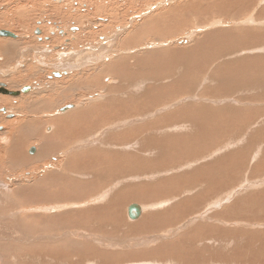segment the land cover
Instances as JSON below:
<instances>
[{
    "label": "rangeland",
    "instance_id": "rangeland-1",
    "mask_svg": "<svg viewBox=\"0 0 264 264\" xmlns=\"http://www.w3.org/2000/svg\"><path fill=\"white\" fill-rule=\"evenodd\" d=\"M0 29V83L32 87L0 94V264H264V0H0Z\"/></svg>",
    "mask_w": 264,
    "mask_h": 264
},
{
    "label": "bare ground",
    "instance_id": "bare-ground-1",
    "mask_svg": "<svg viewBox=\"0 0 264 264\" xmlns=\"http://www.w3.org/2000/svg\"><path fill=\"white\" fill-rule=\"evenodd\" d=\"M190 5H192V4H190ZM112 6V5H111ZM243 9V8H242ZM172 13V12H171ZM167 14H169V13H167ZM162 17V16H161ZM170 17L171 16H169L168 18L170 19ZM168 18L166 17V16H163V20H162V22L165 20V22H166V20H168ZM173 21V20H172ZM175 21V20H174ZM174 21H173V23H174ZM159 22H161V21H155V19H152L150 22H148V23H151V24H155V25H157ZM148 23H146V25H147V27H150V25L148 24ZM234 24V23H233ZM144 31V30H143ZM219 32V31H218ZM223 32V31H222ZM214 33V32H213ZM223 33H225V32H223ZM167 34H168V32H167ZM212 34V33H211ZM207 35L208 37L207 38H209V36H212V37H210V38H213L212 40H214V37L215 36H213L214 34H212V35ZM215 35L217 36L218 35V33H215ZM226 35V34H225ZM133 36V35H132ZM1 37V36H0ZM222 37H224V36H222ZM226 37V36H225ZM19 38V37H18ZM21 38V37H20ZM15 40V39H14ZM211 40H206V42H210ZM0 43H2L3 45V48H6V49H8L9 47H18V46H25L24 44V39L22 40V39H17L16 41H8V40H6V41H1L0 40ZM166 44V43H165ZM101 47H97V49H96V52L100 49ZM94 49V48H93ZM21 50H23V48L21 49ZM25 50V49H24ZM3 51V50H2ZM6 51V50H5ZM101 51H103V49L101 48V50H100V52H98V53H101ZM173 51V50H172ZM4 52V51H3ZM25 52V51H24ZM161 52V51H160ZM162 52H164V51H162ZM161 52V53H162ZM166 52V51H165ZM164 52V53H165ZM257 52V51H256ZM5 53V52H4ZM157 53V52H156ZM156 53H154L155 55H156ZM163 53V54H164ZM54 54V53H53ZM52 54V55H53ZM95 54V53H94ZM97 54V53H96ZM159 54V53H158ZM157 54V55H158ZM84 55H86V54H84ZM43 56V55H42ZM158 57H160L159 55H158ZM61 58V57H60ZM71 59H72V57H70ZM70 58H63L62 60H60V62L61 63H66V61H69V60H71ZM86 58H88L87 56H86ZM75 59V58H74ZM119 61V60H118ZM65 65H67V64H65ZM64 65V66H65ZM86 66V65H85ZM70 71H71V69H70ZM108 71V70H107ZM106 71V72H107ZM110 71H111V69H110ZM132 71V70H131ZM85 72H86V70H85ZM114 73H116V72H114ZM110 74V73H109ZM77 77V76H76ZM73 79V78H72ZM76 79V78H75ZM77 80H79V79H77ZM71 82H73V81H70L69 82V85H68V87L67 88H65L64 89V91H71V90H74V89H76V86H75V83H73V84H71ZM51 87V86H50ZM55 87V86H54ZM58 87H60V86H58ZM31 89H32V87H31ZM37 89V88H36ZM53 89V88H52ZM43 89L41 88H38L37 90H35L34 92L35 93H33V92H31L30 94H34L35 96H36V98L38 97V96H42V93L43 92H40V91H42ZM51 90V89H50ZM52 91V90H51ZM50 91V92H51ZM108 91L110 92V91H112L111 89H108ZM45 93V92H44ZM34 95H30V98L28 97V99H24L22 102L20 101V100H18L17 99V101L19 102H17L16 101V103H18V104H20V110H21V104H26V107L24 106V105H22V107H24V113L23 114H26V112H28L27 110H29V107H31V106H33L34 104H39L40 102L39 101H37V102H31L32 100H34L33 99V96ZM19 98V97H18ZM21 98V97H20ZM111 99H112V101H114L113 99H115V97H110ZM30 99V100H29ZM41 101V100H40ZM108 102H111V100L109 99V101ZM18 107V106H17ZM42 108H44V107H42ZM42 108H40V109H42ZM75 108V107H74ZM96 109V108H95ZM14 110V109H13ZM10 111V110H9ZM19 111V110H18ZM90 111V110H89ZM76 115H77V117L80 115V112H78V113H76ZM72 116H74V114H69L68 115V117H72ZM61 119H64V117L62 116V118ZM54 120H56V119H52V121H54ZM62 122V124L64 125V123H63V121H61L60 120V122H58V123H61ZM72 122V121H71ZM56 123V122H55ZM103 123V122H102ZM57 124V123H56ZM67 124V123H66ZM20 125V124H19ZM25 127L27 128V127H29V126H32L33 125V122H31V121H28V122H26L25 124ZM60 125V127H59V129L61 130V128H62V126H61V124H59ZM16 126H18V125H16ZM68 126H66V130L68 129L67 128ZM59 129H58V131L56 130V128H55V132H59ZM64 127H63V131H64ZM27 130L29 131L30 129L29 128H27ZM50 130V129H49ZM65 130V131H66ZM33 131V133H31L29 136H27V138H26V140H29V142L27 141V143H31L32 141H35V140H38L41 144H40V148H39V150L37 149V147H36V152H35V154L34 155H32L33 157H28V156H26L25 158H26V161L28 162V163H34V162H37V161H40V159L42 160V156L44 155V153L45 152H47V150H48V148H47V144H46V142H48V141H46L42 136L41 137H39L40 136V134L38 133V132H36L35 130H32ZM63 131L61 132V133H63ZM54 132V133H55ZM15 133H16V131H14L13 133L11 132V134L12 135H14V138L12 139H6V140H4L3 141V145L4 146H9V145H11V147L12 146H14V145H16V139L17 138H15V137H17V136H15ZM29 133V132H28ZM53 133V134H54ZM61 133H60V135H61ZM23 134H24V132L22 133V136L20 137V138H22L23 137ZM52 134V135H53ZM65 134V133H64ZM39 135V136H38ZM22 139H24V137L22 138ZM26 140H24L25 142H26ZM18 141V140H17ZM12 143V144H11ZM26 143V144H27ZM37 143V142H36ZM56 145V144H55ZM17 147V146H16ZM53 147H55V146H53ZM15 149V148H14ZM7 151H8V149H6ZM17 150V149H16ZM6 151V154L7 153H10V152H7ZM18 151H20V150H18ZM14 152H16L15 150L12 152V153H14ZM18 154L19 153H14V154H11V157L16 161V159H17V156H18ZM10 155V154H9ZM23 155V154H22ZM6 156V155H5ZM25 156V155H24ZM7 157H8V155H7ZM10 157V156H9ZM84 158L86 159V162L89 160L90 161V158H91V155H89V156H84ZM100 158V157H99ZM111 159V158H110ZM71 160V159H70ZM67 161V165H68V163H71V161ZM25 161V162H26ZM81 161V160H80ZM84 161V160H83ZM9 162V161H8ZM86 162L85 163H82V164H86ZM109 162H110V160H109ZM9 163H11V162H9ZM28 163H26V164H28ZM102 163V162H101ZM12 164V163H11ZM66 164H64L63 166L61 165V173L59 174L60 176L58 177L57 176V179H60L62 182H64L65 183V185L66 184H68V181L66 180V174H64V172H66L67 171V168H66ZM97 165H98V163H97ZM87 165H85L84 167H86ZM59 167V166H58ZM83 167V168H84ZM109 168V167H108ZM87 172V171H86ZM98 174V173H97ZM52 175L53 176H55V174H53L52 173ZM88 175H89V173H88ZM56 177V176H55ZM53 178V177H52ZM96 178H97V176H96ZM92 179V178H91ZM49 179L48 178H46V180L45 181H48ZM65 180V181H64ZM89 180V179H88ZM95 180V179H94ZM56 181V180H55ZM92 182H94V181H92ZM91 182V183H92ZM39 183H41L40 185H36V186H32L33 188H34V192L33 193H36L37 194V197H38V195H41V198H42V196L43 197H45V195H46V184H44L45 182H39ZM91 183H90V186H91ZM58 184V183H57ZM57 186V189H59L60 187H61V185L60 184H58V185H56ZM75 186H77V184L75 185ZM87 186V185H86ZM89 186V185H88ZM21 187V186H20ZM23 187V186H22ZM26 187V186H25ZM55 187V186H54ZM53 187V188H54ZM83 187H85V184L83 185ZM24 188V187H23ZM22 188V189H23ZM31 188V186H29V187H26V190H28V189H30ZM72 188V187H71ZM82 188V187H81ZM24 190V189H23ZM86 190V189H85ZM33 191V190H32ZM18 192V191H17ZM9 193V192H8ZM20 193V192H19ZM18 193V194H19ZM56 194H57V196H59V198L61 197L62 199H64V197L66 198L67 196H65L64 195V192L62 191V190H56V192H55ZM67 193V192H66ZM70 193V192H69ZM3 194V193H2ZM51 194V193H50ZM54 194V193H53ZM4 195V194H3ZM6 195H7V193H6ZM11 195V194H10ZM32 195H34V194H32ZM17 196V198H18V195H16ZM57 196H53V198H57ZM7 197V196H6ZM11 197H13V196H11ZM40 197V196H39ZM38 197V198H39ZM3 198H5V196H3ZM16 198V197H15ZM44 199H46V198H44ZM7 200V199H6ZM16 200H18V199H16ZM36 200H39V199H36ZM23 201V200H22ZM31 201V200H30ZM39 201H41V200H39ZM44 201V200H43ZM50 201V200H49ZM65 201V200H64ZM38 202V201H37ZM52 202V201H51ZM84 203V202H83ZM2 205V204H1ZM18 205V204H17ZM1 207V206H0ZM26 207V206H25ZM24 207V208H25ZM9 209V208H8ZM12 210H13V208H12ZM25 210H27V209H25ZM29 210V209H28ZM14 211H15V209H14ZM34 211H36V210H34ZM40 211V210H39ZM38 212V211H37ZM39 213V212H38ZM9 214V213H8ZM40 214V213H39ZM38 214V215H39ZM68 214V213H67ZM10 215H11V217H13L15 214H13V213H10ZM35 215H37V213H35ZM41 215V214H40ZM39 215V216H40ZM47 215V214H46ZM64 215V214H63ZM29 216H31V215H29ZM55 216H57V215H55ZM55 216H53V217H55ZM59 216V215H58ZM58 216H57V219H58ZM51 218H53L52 216H50ZM83 217V216H82ZM36 218H37V216H36ZM35 218V219H36ZM61 218H63V216L61 217ZM33 219V218H32ZM34 219V220H35ZM55 219H56V217H55ZM59 220V219H58ZM57 220V221H58ZM82 220V219H81ZM25 221H26V219H25ZM54 221H56V220H54ZM138 221V220H137ZM31 222H32V220H31ZM36 222H37V220H36ZM46 222V221H45ZM74 222V221H73ZM34 223V222H33ZM32 227V226H31ZM11 228V227H10ZM47 228V227H46ZM12 229V228H11ZM64 229V228H63ZM9 231V230H8ZM35 234V233H34ZM4 238V237H3ZM47 239V238H46ZM27 243V242H26ZM45 246V245H44ZM18 247V246H17ZM43 247V246H42ZM76 249V248H75ZM12 253V252H11ZM61 254V253H60ZM63 256V255H62ZM36 257V256H35ZM63 257H65V255L63 256ZM7 258V257H6ZM66 258V257H65ZM34 259V258H33ZM38 259H39V257H38Z\"/></svg>",
    "mask_w": 264,
    "mask_h": 264
},
{
    "label": "water",
    "instance_id": "water-1",
    "mask_svg": "<svg viewBox=\"0 0 264 264\" xmlns=\"http://www.w3.org/2000/svg\"><path fill=\"white\" fill-rule=\"evenodd\" d=\"M34 34L36 35H39L40 34V30L37 29L34 31ZM0 36L1 37H8V38H16V34L8 31V30H4V29H0ZM65 73V72H64ZM53 76L55 78H58L60 77V74L58 73H53ZM49 79H51V77H49ZM29 91H31V88L30 86H26V87H23L20 91H11L9 90L7 87H6V84L5 83H0V94H3V95H10V96H13V97H17L19 96L20 94H27ZM75 106L72 105V104H69V105H66L62 108L59 109V112L60 113H64L68 110H72ZM34 150L35 148L34 147H31L29 149V154H34ZM127 216L130 220H137L141 214H142V208L140 205L138 204H130L128 207H127Z\"/></svg>",
    "mask_w": 264,
    "mask_h": 264
},
{
    "label": "flooded vegetation",
    "instance_id": "flooded-vegetation-1",
    "mask_svg": "<svg viewBox=\"0 0 264 264\" xmlns=\"http://www.w3.org/2000/svg\"><path fill=\"white\" fill-rule=\"evenodd\" d=\"M36 30H37V29H36ZM39 30H40V29H39ZM40 33H41V32H40ZM35 35H36V34H35ZM16 36H17V35H16ZM5 38H8V37H5ZM16 38H17V37H16ZM16 38H15V39H16ZM13 39H14V38H13ZM45 39L47 40L48 38H45ZM58 74H60V77H58V78H61V77H63V75H65L64 71H63V72H59ZM49 77H51V79H52V78H55V77L53 76V73H52V75L49 76ZM27 86H28V85H27ZM38 86H39V85H38ZM24 87H26V86H24ZM36 87H37V86H36ZM36 87H35V88H36ZM30 88H31V86H30ZM21 89H22V88H21ZM31 90H32V89H31ZM19 91H20V90H19ZM29 92H30V91H29ZM29 92H28V93H29ZM1 95H3V94H1ZM20 95H21V94H20ZM4 111H6V110L3 109V112H4Z\"/></svg>",
    "mask_w": 264,
    "mask_h": 264
}]
</instances>
